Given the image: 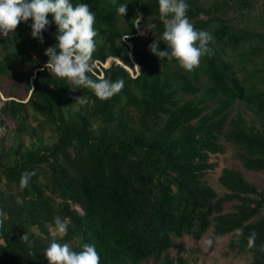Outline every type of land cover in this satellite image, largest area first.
I'll list each match as a JSON object with an SVG mask.
<instances>
[{
  "label": "trees",
  "instance_id": "obj_1",
  "mask_svg": "<svg viewBox=\"0 0 264 264\" xmlns=\"http://www.w3.org/2000/svg\"><path fill=\"white\" fill-rule=\"evenodd\" d=\"M257 1L187 0L190 22L212 34L214 50L188 73L148 49L164 30L158 0H117L128 2L122 18L111 0H72L95 13L93 60L109 62H97L96 75L125 82L105 101L40 70L56 42L54 23L43 43L31 36V19L0 36V90L10 81L0 98V264H48L43 250L54 239L75 251L95 245L100 264H198V249L181 246L172 256L169 248L174 238L199 239L209 228L215 237L229 234L227 248L248 252L249 264H264V190L243 173L264 176V24L260 14L251 19ZM137 12L140 29L153 35L148 42L135 35ZM19 80L25 99L15 94ZM82 95L95 102L81 106L74 98ZM223 142L238 149L239 166L220 168L218 194L205 179ZM25 170L36 175L21 190ZM57 215L68 223L62 239L51 232ZM25 232L31 249L20 240Z\"/></svg>",
  "mask_w": 264,
  "mask_h": 264
},
{
  "label": "clouds",
  "instance_id": "obj_2",
  "mask_svg": "<svg viewBox=\"0 0 264 264\" xmlns=\"http://www.w3.org/2000/svg\"><path fill=\"white\" fill-rule=\"evenodd\" d=\"M127 3L118 4L117 0H111V4L121 18L127 14ZM189 8L187 0H158V12L164 30L148 45V49L158 59L176 61L180 69L192 73L200 66L203 57L214 55V50L209 46L213 40L212 34L194 27L187 15ZM49 14L52 17L51 21L48 19ZM142 18V14L137 12L132 20L133 26L141 36L144 35L140 30ZM29 19H31V36L40 43H43L42 33L47 31L48 26L51 23L56 26L54 34L56 42L45 49L44 55L48 59L40 70H47L51 76L67 81L70 91L91 90L101 101L108 100L122 91L125 83L123 79L112 81L102 77V71L99 77L96 75V64L102 63L93 60L96 51L95 38L99 33L94 27L95 13L88 4L74 5L72 0H0V36L7 38L15 32L20 23H26ZM128 38L125 34L123 39ZM160 42L164 43V50L159 49ZM129 57L130 60L132 59L136 73L137 64L131 53ZM114 60L125 66L131 75H135L123 62L116 58ZM106 62L103 63L104 66L100 65L105 67L109 64L108 61ZM98 68L100 69V66ZM74 99L81 106L95 102L84 95ZM5 131L6 129L0 127V135ZM35 175V171H23L19 180L20 189L26 188ZM4 215L5 213L0 210V229L4 226ZM52 232L55 237L61 239L68 234V223L59 215L54 217ZM20 240L28 244L30 249L32 248L28 233L25 232ZM248 242L250 246L254 245L255 232L249 236ZM205 244L210 246L211 241H205ZM260 251L264 252V246ZM34 254L29 252V255ZM43 256L48 264H100V256L95 245L87 243L81 245L80 251H75L70 243H59L54 239L43 250Z\"/></svg>",
  "mask_w": 264,
  "mask_h": 264
},
{
  "label": "rangeland",
  "instance_id": "obj_3",
  "mask_svg": "<svg viewBox=\"0 0 264 264\" xmlns=\"http://www.w3.org/2000/svg\"><path fill=\"white\" fill-rule=\"evenodd\" d=\"M253 15L251 19L254 21L255 18L259 17V14L262 15V23L264 24V0H258L256 3V7L253 10ZM143 31L142 29H140ZM144 35L141 36L138 34L137 30L135 31V35H139V38L143 42H148L150 39L153 38V35L148 31H143ZM129 45L131 43L129 42ZM107 64V62H106ZM105 64V65H106ZM20 70H23V67H19ZM10 85V81L7 80L2 88L3 91L0 90V94L4 97V91L8 89ZM2 91V92H1ZM15 94L17 97H22L25 99V92L22 81H18L15 87ZM28 96V95H27ZM1 98V96H0ZM5 99V98H4ZM1 104V101H0ZM12 125V123H9ZM3 128V127H2ZM223 152L219 154H212L210 155V161L214 162L215 167L206 174V181L216 189L218 194L223 193V188L217 182V176L219 174V170L222 166H239V162L236 158L238 153V149L226 142H223ZM245 177L257 183L263 190H264V176L260 172H252V171H244L243 172ZM52 232V230H51ZM53 233V232H52ZM229 234L222 235L219 237H215L209 228L206 232L202 234L199 239L193 238L191 235H183L179 238L173 239V244L169 248L170 255H174L176 250L183 246L191 249H198V253H193L192 255L196 254L198 256L197 263L198 264H249L251 260V256L248 252H237L233 250H229L227 248V240L229 238ZM205 241H211V245L207 246Z\"/></svg>",
  "mask_w": 264,
  "mask_h": 264
},
{
  "label": "water",
  "instance_id": "obj_4",
  "mask_svg": "<svg viewBox=\"0 0 264 264\" xmlns=\"http://www.w3.org/2000/svg\"><path fill=\"white\" fill-rule=\"evenodd\" d=\"M131 61H132V59H131ZM122 65V64H121ZM125 67V66H124ZM0 96H1V99H4V97L0 94Z\"/></svg>",
  "mask_w": 264,
  "mask_h": 264
},
{
  "label": "built area",
  "instance_id": "obj_5",
  "mask_svg": "<svg viewBox=\"0 0 264 264\" xmlns=\"http://www.w3.org/2000/svg\"><path fill=\"white\" fill-rule=\"evenodd\" d=\"M100 64H101L102 66H104V64H103V63H100ZM96 66H97V67H99V65H97V64H96Z\"/></svg>",
  "mask_w": 264,
  "mask_h": 264
}]
</instances>
